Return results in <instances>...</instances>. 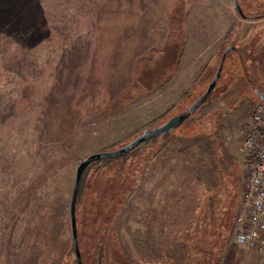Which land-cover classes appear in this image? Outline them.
Returning a JSON list of instances; mask_svg holds the SVG:
<instances>
[{
    "label": "rangeland",
    "instance_id": "374dc122",
    "mask_svg": "<svg viewBox=\"0 0 264 264\" xmlns=\"http://www.w3.org/2000/svg\"><path fill=\"white\" fill-rule=\"evenodd\" d=\"M238 2L246 17L233 0H0V264H76L80 158L186 111L230 45L178 127L85 168L75 214L82 264L234 262L236 143L264 92V0Z\"/></svg>",
    "mask_w": 264,
    "mask_h": 264
},
{
    "label": "built area",
    "instance_id": "2783aa9c",
    "mask_svg": "<svg viewBox=\"0 0 264 264\" xmlns=\"http://www.w3.org/2000/svg\"><path fill=\"white\" fill-rule=\"evenodd\" d=\"M236 149L245 158V168L235 241L264 254V100L249 107Z\"/></svg>",
    "mask_w": 264,
    "mask_h": 264
},
{
    "label": "water",
    "instance_id": "95a60500",
    "mask_svg": "<svg viewBox=\"0 0 264 264\" xmlns=\"http://www.w3.org/2000/svg\"><path fill=\"white\" fill-rule=\"evenodd\" d=\"M233 2H234V8L236 9L237 13L241 17H246V15L243 13L239 5L238 0H233ZM232 48H234V46H231V45L227 46L225 49V52ZM224 58H225V53L221 55L218 68L212 80L207 84L204 92L201 95H199L188 106L186 111L180 112L176 115L169 117L165 122H163L162 124L158 126L146 128L145 130H143V132L136 135L128 143L122 145L121 147H118L112 150H101V151L92 152L80 158L75 168L74 180H73L72 191H71V196H70V203H69V221H70L71 240H72V246H73V250L75 254L76 264H82V256H81L79 243H78V232H77L75 207H76V200H77V196L79 192V186L81 183L82 174L85 168L91 162H94L100 159L113 158V157L122 155L134 149L136 146L144 142L146 139L152 136L158 135V134L165 133L175 127H178L187 117L190 116L191 113H193L208 98V96L210 95V93L212 92V90L214 89L216 85L217 79L220 76ZM255 93L259 96L261 100H264V92H261L255 89Z\"/></svg>",
    "mask_w": 264,
    "mask_h": 264
},
{
    "label": "crops",
    "instance_id": "0c3cea01",
    "mask_svg": "<svg viewBox=\"0 0 264 264\" xmlns=\"http://www.w3.org/2000/svg\"><path fill=\"white\" fill-rule=\"evenodd\" d=\"M236 242V241H235ZM231 259L233 263L227 259L226 264H264V254L252 249L243 247L236 242Z\"/></svg>",
    "mask_w": 264,
    "mask_h": 264
},
{
    "label": "trees",
    "instance_id": "16d2710c",
    "mask_svg": "<svg viewBox=\"0 0 264 264\" xmlns=\"http://www.w3.org/2000/svg\"><path fill=\"white\" fill-rule=\"evenodd\" d=\"M227 53V52H226ZM258 100H260L259 96H258ZM110 160H113L112 158H109V159H103V161L107 162V161H110ZM99 163V162H97Z\"/></svg>",
    "mask_w": 264,
    "mask_h": 264
},
{
    "label": "flooded vegetation",
    "instance_id": "af4514ba",
    "mask_svg": "<svg viewBox=\"0 0 264 264\" xmlns=\"http://www.w3.org/2000/svg\"><path fill=\"white\" fill-rule=\"evenodd\" d=\"M232 49H234V48H232ZM232 49H229V50H232ZM227 52V51H226ZM226 52H225V54H226ZM225 59V58H224ZM98 264H100V262L98 263Z\"/></svg>",
    "mask_w": 264,
    "mask_h": 264
}]
</instances>
